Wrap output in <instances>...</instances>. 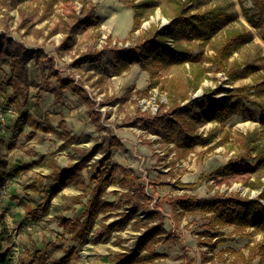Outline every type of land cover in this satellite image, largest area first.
I'll use <instances>...</instances> for the list:
<instances>
[{"label":"rangeland","instance_id":"obj_1","mask_svg":"<svg viewBox=\"0 0 264 264\" xmlns=\"http://www.w3.org/2000/svg\"><path fill=\"white\" fill-rule=\"evenodd\" d=\"M89 1L96 7L100 25L83 30L72 49L60 48L65 37L62 29L69 14H83L80 3L59 0L48 19L27 32L19 30L22 19L17 10L11 12L7 23L10 27L6 30L4 11L0 10V34H4V29L11 37L21 38L30 49H43L49 58L56 59L53 63L38 57L29 63L28 88L11 79L8 62L0 68V101L5 98L6 108L12 110L4 129L0 125V180L4 182L0 184V229L7 227L9 230L11 239L4 246L12 249L14 264H61L70 253H74L70 264H111L114 253L125 248L134 250L145 228L142 224L139 228L129 224L108 237L103 225L115 221L117 216L104 222L100 215L94 230L83 241L76 240L62 227L63 220L79 217L83 220L86 205L98 193H101L102 202L124 200L128 189L119 184L109 185L102 191V184L112 171L118 179L128 174L136 175L152 200L149 211H160L165 217L164 227L171 239L154 247L156 253L163 255L156 264H264L260 256L249 261L250 248L264 246V230L253 227L241 230L235 226L212 229L209 215H182L169 206L171 199L184 195L198 198L224 195L254 200L264 192V186L260 189L251 187L259 180L264 184V168L257 166L260 159L255 156L242 158L244 150L241 146L244 137L252 135L264 147L261 125L264 114L253 104L264 102V87L261 86L264 80V22H260L253 0H189L197 12L219 7L225 14L223 18L215 19V30L208 44L182 42L199 63L212 69L197 89H194L192 78L198 63L161 68L150 61L145 64L147 70L142 62L131 65L119 76L114 75L113 48L133 47L143 33L170 25L175 13V4L171 0ZM142 1L152 4L142 9V26L135 32H132L133 27L127 32L131 13H134L131 6ZM44 2L35 0L26 4L31 23H36L40 17ZM233 29L249 33L251 40L233 54L230 63L238 62L242 66L240 71L252 72L249 75L244 72L239 80L229 83L224 72L216 73L217 66L209 61L221 47L225 35ZM39 31L43 34H36ZM50 31L54 33L52 38L47 36ZM88 51L99 53L100 59L75 67L73 63ZM52 70L58 75H49ZM58 80H72L87 90L93 107L69 89L61 91ZM154 82L159 85L152 89ZM244 86L252 87L250 100L253 103L247 104L244 111L224 124L209 121L200 127V132L205 134L217 129L218 140L222 139V143L212 150L199 146L187 158H180L174 143L161 139L150 126L145 127L159 113V104H168L167 96L175 88L180 95L191 98L203 96L206 89L213 91L211 96L223 98L225 90ZM97 113L102 114L99 120ZM26 117L37 121L45 130L31 127L25 122ZM46 129L52 131L46 132ZM67 134L79 141L68 142ZM112 136H116L122 146L113 148L112 158L103 169L99 168L100 181H91V178L95 175V163L104 156L102 153L82 170L85 186L62 188L58 183L53 184L55 172L77 163L84 153L92 152L97 143ZM229 161L238 165L241 173L201 180L202 176ZM176 180L197 186L174 189L150 184ZM30 184L37 190L29 189ZM52 185L58 192L47 201V191ZM160 201L163 202L161 210L156 207ZM130 209V205L124 204L118 212ZM138 215L144 220L148 212L140 208ZM217 231L226 242L212 253L200 241H206L205 234L215 235ZM207 252L212 259L205 262Z\"/></svg>","mask_w":264,"mask_h":264},{"label":"trees","instance_id":"obj_2","mask_svg":"<svg viewBox=\"0 0 264 264\" xmlns=\"http://www.w3.org/2000/svg\"><path fill=\"white\" fill-rule=\"evenodd\" d=\"M35 0H0V10H3L5 27H10L7 23L11 18V12L17 10L22 21L19 25V30H27L34 28L36 24L43 23L51 15V9L59 0H45L43 11L36 21L31 23V17L27 16L25 6L27 3ZM63 2H78L83 8V14L77 12L69 14L64 22L62 33L64 39L60 44L62 49H72L78 40V35L88 27H97L100 25V19L96 14V7L89 0H61ZM175 4V13L170 25L162 28H154L148 34L143 33L134 44L133 47L113 48L112 53L116 60L114 65V75L119 76L127 70L131 65L154 61L156 66L161 68H171L174 66H182L191 64L195 66L192 82L194 89H197L205 79L208 78V73L211 68H205L199 63L198 58L192 55L190 49L182 45L183 41H201L203 44H208L211 39V34L215 30L214 21L217 18L225 16L219 7L208 9L204 12H197L195 5L189 0H171ZM254 6L260 16V22H264V0H253ZM152 4L149 2H137L132 4L134 10L133 29L132 32L139 30L142 26L143 8H149ZM31 16V14H30ZM36 34H43L38 32ZM53 32H48V37L53 36ZM251 40L249 33L242 32L237 29L231 30L224 37L221 47L216 49L215 56L209 62L217 66L216 73L224 72L229 83L239 80L244 72L246 75L251 74L250 71H240L241 64L238 62L230 63V58L244 44ZM171 43L168 45V43ZM38 57H42L48 62L55 63V58H49L43 50L31 51L27 46L19 41H16L8 33L0 34V68L4 62H8L11 71V79L17 82L21 87L28 88L30 86L28 76L29 63ZM100 59L97 52L88 51L81 55L73 64L75 67H82L86 64L96 63ZM148 70V69H147ZM51 76L58 75L52 70ZM264 79V77H263ZM60 90L69 89L74 94L78 95L89 106L93 107V101L87 90L77 86L72 80H58ZM159 84L154 82L150 88H155ZM264 87V80L261 83ZM252 87H234L232 90H225L226 95L223 98L211 96L212 90H204V95L197 98H191L188 95H180L177 88L169 92L167 99L168 104H159V113L146 126H150L161 139L174 143L177 148L180 158H187L188 155L197 147H203L212 150L215 145L222 143V139L218 140L217 129L211 130L208 133H201L200 127L211 121L217 124H224L231 117L244 111L247 104L253 103L250 100ZM164 90V89H163ZM214 93H217L215 91ZM4 101V102H2ZM0 103L5 105V98ZM258 106L262 114H264V102L253 103ZM6 107V105H5ZM98 120L102 116L97 113ZM25 122L36 130H45L37 121L26 117ZM264 130V119L261 123ZM52 129H46V132H51ZM66 139L70 143L79 141L72 135H66ZM225 139L228 136L225 135ZM121 141L112 136L109 139H103L97 143L90 153H84L77 163L68 165L64 170L55 172L53 175V184L58 183L62 188L67 186H85V177L82 170L88 168V164L98 154L102 153L103 158L95 163V175L91 181L101 180L99 176V168L103 169L107 161L111 157L113 148H120ZM244 152L242 158L252 159L259 158L258 168H264V147L260 145L252 135L244 137L241 144ZM94 164V163H93ZM232 173H241L238 165L228 162L223 166L218 167L209 175H204L201 180L207 177L225 178ZM112 171L102 184V191L109 185L119 184L123 189H128L124 194V200L119 202H102L100 200L101 193H98L86 205L84 216L75 219H66L62 222L64 232L70 233L76 240L83 241L91 231L95 228L96 220L100 215H103V221L106 222L111 218L119 217L115 221L104 224L107 230L108 237H111L113 231H120L126 228L129 224L139 228H145L144 233L136 243L134 250L125 248L124 251L114 253L111 264H156V261L163 257L162 254L156 253L153 249L159 244H166L170 241L171 235L167 233L164 222L165 217L160 211H149V204L152 201L146 194V186L138 180L134 174L125 175L122 179H118ZM0 180V184L3 185ZM153 187L165 185L174 189H193L197 184H184L180 180L175 182H150ZM264 186L262 180L257 183H252L251 187L260 189ZM29 189L37 190L33 184L28 185ZM58 190L52 185L47 191L46 200H52ZM128 204L131 209L127 212H118L124 205ZM163 202H157L156 207L161 210ZM169 206L175 212L184 214L200 213L209 215L210 227L212 229L225 228L235 226L241 230L253 227L255 230H264V192L261 193L258 199L242 198V197H226L224 195H215L210 198H198L196 196L184 195L173 198L169 201ZM142 208L148 212L146 219H142L138 215V210ZM180 210V211H179ZM31 214V213H30ZM157 223H154L156 222ZM221 233L218 231L215 235L205 234L206 241H200L205 244L208 250L214 253L219 245L226 242L223 237H219ZM10 238L7 227L0 229V264H13V255L11 248H5L4 244ZM214 239H217L214 241ZM205 253L204 261H209L212 257ZM74 253L64 258L61 264H70ZM213 256V255H212ZM257 256L261 257L264 263V246L254 245L250 248L249 261H253Z\"/></svg>","mask_w":264,"mask_h":264},{"label":"built area","instance_id":"obj_3","mask_svg":"<svg viewBox=\"0 0 264 264\" xmlns=\"http://www.w3.org/2000/svg\"><path fill=\"white\" fill-rule=\"evenodd\" d=\"M171 43L169 42L168 45H170ZM4 102V101H2ZM12 110L10 109H7L5 107V105L3 103H0V125H1V128L4 129L6 123H7V120H8V114L11 113Z\"/></svg>","mask_w":264,"mask_h":264},{"label":"crops","instance_id":"obj_4","mask_svg":"<svg viewBox=\"0 0 264 264\" xmlns=\"http://www.w3.org/2000/svg\"><path fill=\"white\" fill-rule=\"evenodd\" d=\"M131 16H132V18H131V20H129V28H128V30H127V32L128 31H130L131 29H132V27H133V23H134V21H133V18H134V13L132 12L131 13ZM21 31H25V29H22ZM3 33L4 34H6V33H8V32H6L4 29H3ZM47 34H48V32H47ZM10 35V34H9ZM124 35V34H123ZM53 36H51L50 38H52ZM13 38V37H12ZM15 39V38H14ZM16 41H19V42H21V43H23V44H25L22 40H21V38H20V40H18V39H15ZM26 45V44H25ZM27 46V45H26ZM27 48L28 49H30L28 46H27ZM31 51H35L36 49H30ZM43 50V49H42ZM44 51V53L46 52L45 50H43ZM45 55L46 56H48V54H47V52L45 53ZM49 57V56H48ZM51 58V57H50ZM56 60V59H55ZM49 75H50V73H49ZM108 202H112V201H108ZM113 222V221H112ZM112 235V234H111ZM203 238H205V237H203ZM10 239L11 238H9V240L8 241H10ZM7 241V242H8ZM137 243V242H136ZM46 247V246H45ZM46 249H48V248H46ZM12 250V249H11ZM123 252V251H122ZM12 255H13V264H14V253H13V251H12Z\"/></svg>","mask_w":264,"mask_h":264}]
</instances>
